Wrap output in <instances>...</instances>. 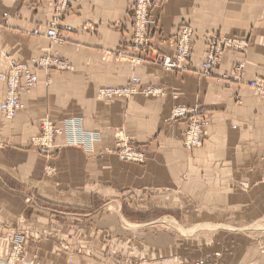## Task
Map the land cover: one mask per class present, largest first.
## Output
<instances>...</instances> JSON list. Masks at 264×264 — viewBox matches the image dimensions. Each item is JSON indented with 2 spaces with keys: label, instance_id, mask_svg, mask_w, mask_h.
Here are the masks:
<instances>
[{
  "label": "crops",
  "instance_id": "0c3cea01",
  "mask_svg": "<svg viewBox=\"0 0 264 264\" xmlns=\"http://www.w3.org/2000/svg\"><path fill=\"white\" fill-rule=\"evenodd\" d=\"M52 1L0 0V72L10 60L29 65L43 57L57 56L70 66L63 72L35 69L37 87L22 94L23 110L11 120L0 115V264L9 231L25 236L23 255L36 264H178L173 249L150 241L141 218L125 219L122 208L147 215L172 208L176 194L202 202L220 220L253 203L264 208V98L247 86L251 79L264 80V0H155L160 35L151 40L153 49L171 54L174 29L183 22L196 28L192 68L174 73L145 56L134 65L132 52L117 59L130 28L129 0H71L69 14L58 20V46L46 36ZM206 33L247 37L243 83L221 79L240 60L237 55L224 54L212 77L197 72ZM134 83L139 92L151 87L163 95H106ZM4 91L0 81V102ZM177 106L197 107L207 122L200 148L182 147L185 121L170 122ZM70 118H81L85 131L100 135L93 155L63 146L52 162L28 150L41 121L63 130ZM117 129L145 153L144 164L118 161ZM46 164L54 166L53 177L45 174ZM241 183L248 184L245 195ZM107 206L117 211L107 214Z\"/></svg>",
  "mask_w": 264,
  "mask_h": 264
},
{
  "label": "rangeland",
  "instance_id": "374dc122",
  "mask_svg": "<svg viewBox=\"0 0 264 264\" xmlns=\"http://www.w3.org/2000/svg\"><path fill=\"white\" fill-rule=\"evenodd\" d=\"M150 1V8L147 10V18L145 23L148 25L146 31L143 32L142 35L145 37L144 41L147 42L146 45L138 43L140 40V35H134L133 29L128 28L127 32V41L123 47H121L116 52L117 59L123 60L127 56V53L132 52L135 54V57L132 58V63L134 65L139 64L141 60V56H145L148 58V61L151 64H155L159 66L162 70V66L158 64L159 56L163 58H174L175 51L173 47V40L175 39V35L178 33V30L181 27H189L192 31V39L190 43V50L189 56L187 59V63L189 65L188 69H179L174 71H166L170 73L174 72H188L192 68V61H191V47L193 46L195 40V32L196 28L193 24L188 22H183L179 26L174 29V33L172 38L169 40V46L172 50L171 54H164L159 53L157 50L153 49L150 45L151 40L156 35H160L159 32V24L157 19L153 16V10L160 6L158 2L155 0ZM159 4V5H158ZM70 5L65 15L69 14ZM130 12V0L128 2V16ZM131 14V13H130ZM62 15L57 17L54 11V18L52 19L51 23L55 22L56 26H58V20L65 16ZM129 20V19H128ZM128 23V21H127ZM117 29H121L123 27L122 23H119ZM126 29V28H125ZM136 32V31H135ZM58 34V32H57ZM213 36H217V38L222 39V41H231L227 46L228 49H222L219 56L218 61L215 67L212 69L211 73L207 76L202 73L201 66L202 64L206 63L210 54L211 50V41L210 39ZM205 48H206V55L203 61L198 63L197 72L206 78L212 77L214 72L217 70V66L219 64L220 58L224 54L229 55H237L240 56V60L236 61V64L232 68L231 73L229 76H222V80H235L238 84L243 83V79L246 77V55L248 50V39L246 36H227L221 35L219 36L216 33H206L203 36ZM243 40L245 42L244 47H236L233 46V41ZM51 46H58L62 43L61 38L58 34V39L56 42L49 40ZM52 56V55H51ZM55 58H59L55 56ZM60 59V58H59ZM54 61V59L52 58ZM13 60H10L12 62ZM63 61V60H61ZM16 62V61H14ZM156 62V63H155ZM18 63V62H16ZM37 69V68H36ZM63 69H58L57 67L52 65L51 70L48 72H63ZM237 70H240V74H237ZM165 71V70H164ZM1 73V72H0ZM232 78V79H231ZM259 80L257 78L251 79L247 82ZM21 83V82H19ZM49 84V81L47 82ZM249 88V87H248ZM35 89V88H34ZM32 89V90H34ZM124 89L116 90V92L121 93V95L116 94V96H124L129 99V96L134 94L140 93L144 96H162L163 93L158 90V88H145L137 89L136 83L134 86L130 88H125V90H130L131 92L129 95H124L126 93L121 92ZM252 90V89H251ZM31 89L26 92H17L18 101L21 105L20 111L23 110L24 106L21 100V96L23 93H30ZM255 92L254 90H252ZM114 94V92H112ZM109 92H106V95L111 96ZM255 94L261 98L258 93ZM6 92L4 91V95L0 102V105L4 102V97ZM115 99V97L110 98V100ZM96 100L99 101V98L96 96ZM109 100V99H108ZM197 107L187 108L184 106H177L174 107L170 113V122H177L178 120H184L186 124V130L182 136V147L185 150L191 151L193 149H198L202 145L197 147H187L185 145L186 142V135L188 132L189 127V119L188 118H180L176 119L173 117L174 112H184L192 111L196 112L198 116L201 117V121L204 123V126L207 130V122L203 120L202 115H200L197 110ZM1 109V107H0ZM12 114L10 111L6 109H1L0 115L5 117V114ZM45 123L50 124L51 126V137L46 136L44 129H42ZM47 124V125H48ZM62 126L64 129H60V126L50 121L49 119H44L39 124L38 133L30 139L28 150L31 152L43 157L47 161H55L60 151L66 147H74L82 150L87 155H93L95 153V146L100 142L101 137L99 134L95 132H87L82 128V120L81 118H70L66 119L62 122ZM208 135V130H207ZM50 138V139H45ZM65 138L67 142L65 143ZM207 138V136H206ZM61 139L63 141H61ZM46 140V142H45ZM60 141V142H57ZM114 150L113 153L115 157L121 163H130V164H144L145 163V153L141 151L134 143L130 137L125 135V132L121 129H117L114 134ZM50 163V162H49ZM55 168L53 165L46 164L45 167V174L48 177H53L55 175ZM240 188L244 195L247 194L248 184L241 183ZM180 196L175 202V205L172 208H165V209H155L154 212L150 214L144 215L140 214L138 210L133 208L132 210H127L122 208L121 212H125L123 217L128 219L129 217H133L136 219H140L142 221L140 225V229L143 232L149 234V240L154 242L159 246L163 245L165 249H173L174 253V260L175 258L178 260V264H233L232 261L235 260L238 256L247 255L249 259L245 260L243 264H256L255 261L260 258L264 260V208L259 209L256 208L255 203L250 204L254 200H248V207H243V209L236 210V215L230 216L228 220H220V215L217 214V211L208 210L200 207L202 202H192L187 200V198L182 197L180 194H176L175 197ZM107 214H114L117 210L113 207H106L104 210ZM232 211V210H228ZM227 211V212H228ZM125 215V216H124ZM224 216H227L224 214ZM134 235V234H133ZM15 236H22L24 238L23 241V251L24 253V246H25V236L15 231H9V234L6 236L5 244L7 245V254L9 252L10 244L8 243L9 240L11 241ZM134 237V236H133ZM20 238V237H19ZM221 238V239H220ZM135 240V238H134ZM240 240H243L242 242ZM220 246L223 247L224 250L221 251ZM21 248V249H22ZM254 250H257L255 253ZM247 253V254H246ZM6 254V256H7ZM24 255L22 256V258ZM169 257L163 258V260H167ZM26 260V259H25ZM171 260V259H170ZM232 260V261H231ZM27 261V260H26ZM29 262V261H28ZM31 262V261H30ZM176 262V261H174ZM139 263V262H138ZM140 264V263H139ZM242 264V262L240 263Z\"/></svg>",
  "mask_w": 264,
  "mask_h": 264
},
{
  "label": "built area",
  "instance_id": "2783aa9c",
  "mask_svg": "<svg viewBox=\"0 0 264 264\" xmlns=\"http://www.w3.org/2000/svg\"><path fill=\"white\" fill-rule=\"evenodd\" d=\"M71 0H53L52 2H48L49 6L54 8V11L57 17L65 15ZM151 4L149 0H130V12H129V22L131 28L133 29L134 35H140V41L142 46L146 45L147 42L144 41V33L147 32V24L145 23L147 18V10L150 8ZM131 13V14H130ZM136 31V32H135ZM144 32V33H143ZM143 33V35H142ZM192 35L189 27H181L178 30V33L175 35V39L173 40V47L176 52V57L174 60L176 62L171 61L170 59H163V57L159 56L158 64L162 66L165 71H173L175 69H188L189 65L187 63L188 59V51L190 50L189 40ZM46 36L53 42H56L58 39L57 34V26L56 23L53 22L49 25ZM211 49H212V61H210L209 66H202L203 70L206 71L211 69L212 64L216 62V58L222 49H228V45L222 41V39L217 38V36L211 37ZM233 46L241 47L239 42L233 41ZM244 47V46H243ZM55 61L47 59V57H43L33 62H30L29 65L16 63L14 61L9 63L8 69L6 72L0 73V81L5 84V92L6 95L4 97V102L0 105L1 109H6L10 111L12 114H5V118L10 119L17 112L20 111L21 105L18 101L17 92L28 91L35 86L36 76L34 74V70L42 69L44 71H49L52 68V63ZM156 63V62H155ZM55 64V63H54ZM58 69H64L65 65L62 62H58L57 65H53ZM237 74H240V70H237ZM21 82V83H19ZM250 86L253 89L259 91L260 95L264 96V81L251 82ZM121 92L126 93L124 95H129L130 90H122ZM112 94V92H109ZM114 94L121 95L119 92H114ZM0 109V112H1ZM173 117L176 119L180 118H188L189 119V127L186 135L185 145L187 147H199L201 145V139L204 135L203 126L204 123L201 121V117L196 114V112L192 111H184V112H174ZM45 123L42 127L44 129L46 136L51 137V126L50 124ZM50 139V138H45ZM46 142V140H45ZM20 237V238H19ZM23 241L24 238L22 236H15L11 241L9 240L10 249L9 252L3 260V264H31L24 261L22 258L23 254ZM22 248V249H21Z\"/></svg>",
  "mask_w": 264,
  "mask_h": 264
},
{
  "label": "bare ground",
  "instance_id": "6f19581e",
  "mask_svg": "<svg viewBox=\"0 0 264 264\" xmlns=\"http://www.w3.org/2000/svg\"><path fill=\"white\" fill-rule=\"evenodd\" d=\"M190 31H191V28H190ZM192 32V31H191ZM191 39H192V35H191V37H190V40H189V45H190V43H191ZM227 45H229V43H231V41H227V40H225L224 41ZM237 42H239V44H241V46L243 47L244 46V44H245V42L243 41V40H239V41H237ZM175 51V50H174ZM188 56H189V51H188ZM220 54V53H219ZM219 54H218V56H219ZM212 56H213V53H212V49L210 50V54H209V57H208V60H207V62L206 63H204V64H202V66H209L210 65V61H212ZM218 56H217V58H218ZM175 57H176V52H175ZM174 57V58H175ZM52 58L54 59V63H52L53 65H57L58 66V62H62L64 65H65V68L62 70V71H66V70H70V66L68 65V63H66L65 61H61L59 58H55V57H47V59H49V60H52ZM174 58H170V57H168V58H163V59H170L171 61H173V62H176V60H174ZM216 58V59H217ZM38 61V60H37ZM217 61H218V59L216 60V62L215 63H213L212 64V67H211V69L210 70H208V68H207V70L206 71H204L203 70V67L201 66V70H202V73L203 74H205V75H209L210 73H211V71H212V69L215 67V65H216V63H217ZM180 69H183V68H180ZM175 70H179V69H175ZM174 71V70H173ZM260 81H264V80H261V79H259V80H253V81H250V82H248L247 83V86L250 88V89H252V90H254L256 93H258L259 95H260V93H259V91H257L256 89H253L251 86H250V83L251 82H258V83H260ZM37 87V80L35 81V86L33 87V88H31V91H32V89H34V88H36ZM21 92H26L25 90L24 91H21ZM107 92H113V91H107ZM116 92V91H115ZM260 96H262V95H260ZM263 98H264V96H262ZM180 111V110H179ZM21 111H19V112H17L16 114H15V116L18 114V113H20ZM3 117V116H2ZM14 117V116H13ZM13 117L12 118H10V119H7V118H5V117H3L5 120H11V119H13ZM203 132H204V135H203V137H202V139H201V145L203 144V142H204V140L206 139V136H207V130H206V128H205V126H203ZM198 148V147H197ZM23 259H24V261L25 262H27L26 260H25V257H23ZM27 263H31V264H36V263H33V262H27ZM1 264H3V261L1 262Z\"/></svg>",
  "mask_w": 264,
  "mask_h": 264
}]
</instances>
